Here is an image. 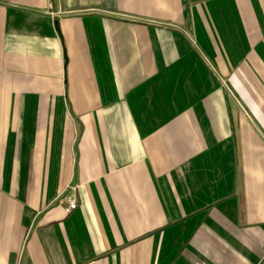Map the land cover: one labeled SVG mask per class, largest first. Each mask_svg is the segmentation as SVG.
Wrapping results in <instances>:
<instances>
[{
  "label": "crops",
  "instance_id": "0c3cea01",
  "mask_svg": "<svg viewBox=\"0 0 264 264\" xmlns=\"http://www.w3.org/2000/svg\"><path fill=\"white\" fill-rule=\"evenodd\" d=\"M0 264H264V0H0Z\"/></svg>",
  "mask_w": 264,
  "mask_h": 264
},
{
  "label": "built area",
  "instance_id": "2783aa9c",
  "mask_svg": "<svg viewBox=\"0 0 264 264\" xmlns=\"http://www.w3.org/2000/svg\"><path fill=\"white\" fill-rule=\"evenodd\" d=\"M76 200L72 196V194H67L65 196V205H64V212L68 213L76 208Z\"/></svg>",
  "mask_w": 264,
  "mask_h": 264
},
{
  "label": "water",
  "instance_id": "95a60500",
  "mask_svg": "<svg viewBox=\"0 0 264 264\" xmlns=\"http://www.w3.org/2000/svg\"><path fill=\"white\" fill-rule=\"evenodd\" d=\"M55 30L59 33L57 20L54 21Z\"/></svg>",
  "mask_w": 264,
  "mask_h": 264
}]
</instances>
